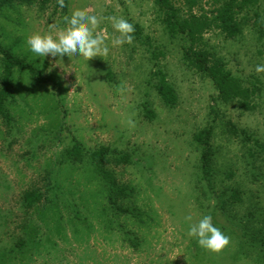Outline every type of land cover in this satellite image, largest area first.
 <instances>
[{
  "label": "rangeland",
  "instance_id": "obj_1",
  "mask_svg": "<svg viewBox=\"0 0 264 264\" xmlns=\"http://www.w3.org/2000/svg\"><path fill=\"white\" fill-rule=\"evenodd\" d=\"M65 3L0 7V47L40 72L13 69L0 115V264H264L251 240H264V73L255 70L264 65V0L262 27L250 19L235 39L211 30L196 44L256 91L249 109L225 103L188 65L190 42L169 35L153 0ZM175 6L188 17L183 0ZM85 8L128 20L133 43L114 47L119 33L105 20L106 58L29 50V36L55 34L64 16ZM162 75L170 106L157 89ZM3 77L0 57V91ZM76 146L80 154L70 155ZM102 150L113 193L91 157ZM123 155L128 162H117ZM208 214L231 238L220 252L187 234L185 216L196 223Z\"/></svg>",
  "mask_w": 264,
  "mask_h": 264
},
{
  "label": "trees",
  "instance_id": "obj_2",
  "mask_svg": "<svg viewBox=\"0 0 264 264\" xmlns=\"http://www.w3.org/2000/svg\"><path fill=\"white\" fill-rule=\"evenodd\" d=\"M14 0H0V7L11 5ZM32 1V0H28ZM187 5L188 17L185 16L184 9L175 6V0H153L157 11L161 15V21L166 31L173 38L177 35H183L185 40L190 42V47L185 52L184 59L191 68L196 69L201 75L209 78L217 91L220 98L225 103L237 102L241 108L249 109L251 99L256 94L252 87H243L242 81L232 75L220 59L215 58L206 50L198 48L196 45L202 40L205 32L218 30L227 39H235L243 33L245 25L250 19H253L256 26L262 27L260 19V0H206L210 9L205 11L203 3L205 0H183ZM195 7H198L199 14L194 13ZM0 57L4 61V77L2 79L3 87L0 91V115L5 116L4 101L10 96V76L14 68L20 70H30L37 75L40 72L25 63L24 60L14 57L9 51L0 47ZM158 92L167 105H173L174 94L172 87L166 81L164 75L161 76ZM251 109V108H250ZM7 117V115H6ZM105 150L94 152L92 154L93 162L97 164L98 171L103 177L105 184L109 187L110 192H114L113 184L115 180L110 173L103 169V163L100 157L104 155ZM69 154H80L78 146L69 150ZM211 150L209 144L205 142L203 162L205 167L210 160ZM119 163L128 162V156L123 155L117 159ZM112 196H109V202L112 205ZM252 241L260 242V255L264 262V240L260 236L252 234ZM254 243V242H253Z\"/></svg>",
  "mask_w": 264,
  "mask_h": 264
},
{
  "label": "clouds",
  "instance_id": "obj_3",
  "mask_svg": "<svg viewBox=\"0 0 264 264\" xmlns=\"http://www.w3.org/2000/svg\"><path fill=\"white\" fill-rule=\"evenodd\" d=\"M61 8L67 7L65 0H57ZM66 27L55 34L51 31L45 34L39 32L32 34L27 39L29 50L36 57H73L82 56L85 61L96 57L106 58L110 49L106 43L104 31L99 30L103 21L111 22L112 27L119 36L112 40V45L122 46L125 43L131 45L134 41L135 27L123 17L102 16L92 14L89 9H76L71 15L64 16ZM257 73H264V65L256 66ZM116 92L123 96L129 89L124 83L115 86ZM130 127H135L132 119L128 120ZM185 222L189 223L188 236L196 238L198 245L208 251L220 252L226 248L231 238L220 228L214 225L210 214L204 215L198 222L191 223L193 217L185 216Z\"/></svg>",
  "mask_w": 264,
  "mask_h": 264
}]
</instances>
